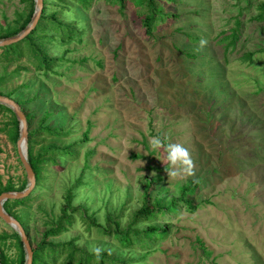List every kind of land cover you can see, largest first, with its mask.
<instances>
[{
  "label": "rangeland",
  "instance_id": "1",
  "mask_svg": "<svg viewBox=\"0 0 264 264\" xmlns=\"http://www.w3.org/2000/svg\"><path fill=\"white\" fill-rule=\"evenodd\" d=\"M44 1L46 17L78 33L62 41L49 31L62 41L48 46L51 69L35 70L26 60L0 63V96L15 102L26 120V155L73 148L70 158L41 166L23 203L6 201L31 245L61 216L71 189L72 205L102 226L112 213L126 227L145 201L174 202L178 211L139 223L167 231L151 246L124 248L78 214L48 238L54 244L74 241L89 254L101 246L118 264H264V23L252 20L262 0H160L166 16L152 37L130 1L121 8L91 0L87 10L73 0ZM30 6L0 0V32ZM234 30L239 39L224 54L222 40ZM40 128L66 134L49 136ZM13 130V115L1 110L0 188L10 183L18 190L28 183L17 141L9 137ZM158 134L189 149L193 175H167L163 149L149 147ZM13 232L0 219V235ZM13 244L0 240L10 259Z\"/></svg>",
  "mask_w": 264,
  "mask_h": 264
},
{
  "label": "trees",
  "instance_id": "2",
  "mask_svg": "<svg viewBox=\"0 0 264 264\" xmlns=\"http://www.w3.org/2000/svg\"><path fill=\"white\" fill-rule=\"evenodd\" d=\"M31 4L27 14H17L16 20L13 22L12 26L0 32V41L6 40L8 38L15 37L16 35L23 32L31 23L34 14V1L26 0ZM62 2V0H59ZM81 7L82 10H87L91 0H73ZM121 8L124 7L126 1H130L136 7L139 8V18L141 26L148 37H152L154 29H156V22L161 21L163 16H166L163 12V8L160 4V0H110ZM168 1V0H167ZM43 0V10L40 19L34 29L21 41L16 44L0 47V63L11 65L18 64L22 60H26L33 64L35 70L40 71L41 69H51L53 67L55 60H51L48 55V46L57 44L59 40L53 35H49V31H55L60 39L64 41V38L70 39L72 35L77 34L74 27L67 24H63L60 21H56L54 16L50 18L45 15ZM258 13L252 18L253 21L258 23H264V0L260 1L257 6ZM54 19V20H53ZM239 39L237 30L222 40L225 43L224 54L228 51H232ZM60 40V41H61ZM59 41V43H60ZM61 41V42H62ZM251 54L248 58H251ZM6 110L13 115L14 130L10 133L9 137L13 141H17L19 137V125L15 118L14 113L3 105H0V111ZM40 130H45L49 136H62L65 133V129H50V128H40ZM72 147L60 148L56 146H50L47 149H40L36 156L28 153L27 159L30 164L34 176L35 183L40 178L41 166L44 164H51L52 166L57 165V159L70 158L72 153ZM58 157V158H57ZM26 187L22 185L18 190H15L12 184H7L0 188V194L5 192H16L22 191ZM185 192H190L191 190L184 189ZM184 196V195H182ZM13 200L14 205L21 204L25 201ZM66 202L61 210V216L55 222H51L48 228L42 234V240L39 245L33 247L32 245V264H57L59 259L63 256L60 264H106V261L110 264H118V258H110L106 253H101L100 257L97 258L93 253L89 254L85 249L77 246L74 241H69L62 244H54L48 241V238L57 237L62 231L65 230V224H70L74 215H79L82 217L84 222H88L91 226L95 227L100 234L112 236L118 243L124 247L129 248L134 245L140 246H151L154 245L158 240L164 239L166 235V230L163 227L156 225H148L146 229H140L139 223L142 221H150L151 219L162 215L165 212L174 213L178 211V206L174 202L165 207L160 201H155L149 206L147 201L144 202L142 208L136 211L132 215L130 223L126 227H121L119 222V216L116 214L108 213L106 216V225L102 226L97 224L93 219L87 216L85 209L74 207L72 205L73 195L72 190H67ZM184 200V199H183ZM182 200V201H183ZM185 206H187L188 211L193 213L195 211V206H193L188 200L183 201ZM7 202L3 204V208L6 213L12 216L24 229L26 236L29 240L27 232L24 225L21 223L19 217L11 214L6 207ZM81 210V211H80ZM8 238L14 241V248L16 250L15 258H9L0 247V264H25L26 263V253L23 244L20 240L18 233L15 231L11 235L3 233L0 235V240H7ZM30 242V240H29ZM31 244V242H30ZM97 259V260H96ZM126 264V263H122Z\"/></svg>",
  "mask_w": 264,
  "mask_h": 264
},
{
  "label": "water",
  "instance_id": "3",
  "mask_svg": "<svg viewBox=\"0 0 264 264\" xmlns=\"http://www.w3.org/2000/svg\"><path fill=\"white\" fill-rule=\"evenodd\" d=\"M35 7L36 10L29 26L23 32L16 35L15 37L0 41V47L10 46L18 43L19 41L24 39L31 32L32 29H34V27L37 25L40 19L43 10V0H35ZM0 105H4L10 108L15 114L16 119L20 124V132H19L18 140L16 142V147H17V154L19 157V161L23 165V168L26 172L27 183H28L27 187L22 192H5L0 194V219L3 220V222H5L7 225L12 227L18 233L26 253L25 264H32V246L26 236L24 229L14 218L9 216L3 208V204L6 201L21 200L26 198L32 192L35 186V176L30 164L28 163L26 150H25V145L27 143V136H28L27 128H26V120L22 112L18 109V106L11 99L0 96Z\"/></svg>",
  "mask_w": 264,
  "mask_h": 264
},
{
  "label": "clouds",
  "instance_id": "4",
  "mask_svg": "<svg viewBox=\"0 0 264 264\" xmlns=\"http://www.w3.org/2000/svg\"><path fill=\"white\" fill-rule=\"evenodd\" d=\"M207 44L206 39H200L199 46L202 48ZM166 137L162 135L152 136L149 139V147L153 151H159L163 149V160L167 162V175L171 177H183L193 175V160L191 158L189 149L182 143L165 142ZM104 249L101 246H95L91 249V252L97 258L100 257L101 252Z\"/></svg>",
  "mask_w": 264,
  "mask_h": 264
}]
</instances>
